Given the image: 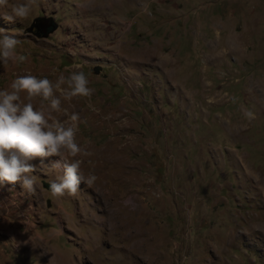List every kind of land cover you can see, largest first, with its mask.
<instances>
[{"label":"rangeland","instance_id":"1","mask_svg":"<svg viewBox=\"0 0 264 264\" xmlns=\"http://www.w3.org/2000/svg\"><path fill=\"white\" fill-rule=\"evenodd\" d=\"M9 13L0 28L28 60L0 65V90L28 73L88 75L92 97L63 107L81 116L83 171L98 180L61 198L49 191L60 171L38 168L34 195L0 182V264H264V0Z\"/></svg>","mask_w":264,"mask_h":264},{"label":"clouds","instance_id":"2","mask_svg":"<svg viewBox=\"0 0 264 264\" xmlns=\"http://www.w3.org/2000/svg\"><path fill=\"white\" fill-rule=\"evenodd\" d=\"M39 4L40 0H0V8L10 9L3 16L9 23L27 20ZM21 44L15 35L0 28V65L6 68L10 63H25L28 56L18 51ZM72 67L81 69L83 65ZM90 84L83 71H71L68 76L61 73L55 80L28 73L15 78L10 89L0 90V182L20 183L24 191L34 195L39 182L34 173L48 168L62 172L49 182L54 198L75 197L81 183L89 187L95 184L97 175L83 171L85 158L93 153L78 139L81 116L63 107L73 98L90 99L95 91ZM246 115L253 117L250 111ZM52 157L58 159L50 160ZM36 160L39 165L32 163ZM11 242L18 246L15 238Z\"/></svg>","mask_w":264,"mask_h":264},{"label":"water","instance_id":"3","mask_svg":"<svg viewBox=\"0 0 264 264\" xmlns=\"http://www.w3.org/2000/svg\"><path fill=\"white\" fill-rule=\"evenodd\" d=\"M54 30H55V27L52 28V29H50L48 33L50 34V33L53 32ZM95 71H96V74H99L100 71H101V68H97Z\"/></svg>","mask_w":264,"mask_h":264},{"label":"bare ground","instance_id":"4","mask_svg":"<svg viewBox=\"0 0 264 264\" xmlns=\"http://www.w3.org/2000/svg\"><path fill=\"white\" fill-rule=\"evenodd\" d=\"M121 215V214H120ZM123 216V215H122ZM115 219V218H114ZM50 253V252H49ZM52 255L55 256V253L52 251ZM49 257V256H48ZM49 260V259H48ZM51 263V261H49Z\"/></svg>","mask_w":264,"mask_h":264}]
</instances>
